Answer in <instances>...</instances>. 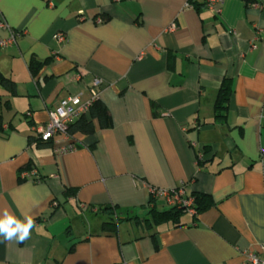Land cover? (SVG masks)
Instances as JSON below:
<instances>
[{"label": "crops", "instance_id": "1", "mask_svg": "<svg viewBox=\"0 0 264 264\" xmlns=\"http://www.w3.org/2000/svg\"><path fill=\"white\" fill-rule=\"evenodd\" d=\"M218 1L0 0L8 26L25 30L0 48L12 82L0 78V215L35 221L24 241L0 236V264H241L264 244V0ZM32 60L44 62L33 74ZM95 77L111 127L75 133L60 155L29 141L61 99H87ZM33 167L40 182L19 180ZM180 185L212 205L177 226L119 215L102 231L106 206L143 219L170 207L152 189Z\"/></svg>", "mask_w": 264, "mask_h": 264}, {"label": "built area", "instance_id": "2", "mask_svg": "<svg viewBox=\"0 0 264 264\" xmlns=\"http://www.w3.org/2000/svg\"><path fill=\"white\" fill-rule=\"evenodd\" d=\"M251 5L258 6L259 0H247ZM204 4L215 11H218L220 2L218 0H204ZM102 19L97 18L96 22H101ZM174 25H170L166 30L173 31ZM0 30H6L5 37L0 36V48H7L16 43V40L24 33V29H12L0 16ZM53 39L57 43H63L66 39L65 34L55 33ZM256 48V43L251 42L250 49ZM102 80L95 77L92 79L88 87V97L81 100L79 95H68L61 99L55 107L48 110L47 120L42 124H36L32 127L35 136L42 141L51 140L53 143V153L60 155L62 153L73 151L77 148V142L68 134V126L77 120L82 114L89 111L94 101L100 99V88ZM35 168L28 171H22L20 178L32 182H40L36 175ZM152 197H162L169 206H177L185 208L186 212L194 214L193 197L186 196L184 186L173 187L169 189L154 188L151 191ZM243 260L241 264H264V244L260 245L259 250H246L242 252Z\"/></svg>", "mask_w": 264, "mask_h": 264}, {"label": "trees", "instance_id": "3", "mask_svg": "<svg viewBox=\"0 0 264 264\" xmlns=\"http://www.w3.org/2000/svg\"><path fill=\"white\" fill-rule=\"evenodd\" d=\"M44 62L32 60L29 65L30 71L33 74L37 68H39ZM2 82L5 85L11 86L12 82L8 81L5 78H2ZM231 93V86L229 79H223L221 85L219 87L214 108L216 111V115L218 117L222 116L223 110L226 108V103L229 99ZM95 125L100 129L109 128L112 125V120L109 115L108 109L106 106L99 100L94 101L92 106L89 108V111L85 114H82L77 120L71 123L68 126L67 132L73 138L75 133L88 134L95 130ZM1 127V124H0ZM29 141H35L36 144H50L51 140L42 141L34 135L29 137ZM31 169V168H30ZM29 169V170H30ZM39 177V176H38ZM19 180L23 181L25 179L18 177ZM41 180V178L39 177ZM71 194V191H66V195ZM193 197V209L194 214L192 216H196L197 213L207 209L212 205V199L208 194L194 192L190 195ZM105 209H111V213L113 214L109 220L105 221L102 226V231H113L116 227V222L119 221V215H124L126 220H135L138 222H145L148 228L153 226H159L162 224H171L173 226L180 225V218L186 212L185 208L170 206L169 208L158 210L155 207H152L148 210L147 217L143 219H139L138 217H130L126 211H121L117 207L106 206Z\"/></svg>", "mask_w": 264, "mask_h": 264}, {"label": "clouds", "instance_id": "4", "mask_svg": "<svg viewBox=\"0 0 264 264\" xmlns=\"http://www.w3.org/2000/svg\"><path fill=\"white\" fill-rule=\"evenodd\" d=\"M34 224L35 221L32 216L26 215L24 220H20L5 209L3 214L0 215V236L9 240L17 238L20 241H24L29 237Z\"/></svg>", "mask_w": 264, "mask_h": 264}]
</instances>
